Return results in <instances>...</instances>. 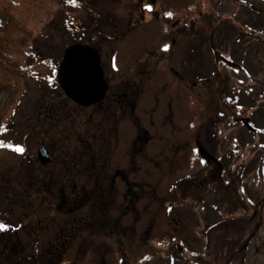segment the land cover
I'll list each match as a JSON object with an SVG mask.
<instances>
[{
	"label": "rangeland",
	"instance_id": "1",
	"mask_svg": "<svg viewBox=\"0 0 264 264\" xmlns=\"http://www.w3.org/2000/svg\"><path fill=\"white\" fill-rule=\"evenodd\" d=\"M1 24L0 264H264V0H0ZM77 43L110 109L60 87Z\"/></svg>",
	"mask_w": 264,
	"mask_h": 264
},
{
	"label": "water",
	"instance_id": "2",
	"mask_svg": "<svg viewBox=\"0 0 264 264\" xmlns=\"http://www.w3.org/2000/svg\"><path fill=\"white\" fill-rule=\"evenodd\" d=\"M57 77L65 94L85 106L101 100L109 87L104 79L98 49L81 43L74 44L65 51ZM39 158L44 165L51 161L45 146L41 147Z\"/></svg>",
	"mask_w": 264,
	"mask_h": 264
},
{
	"label": "trees",
	"instance_id": "3",
	"mask_svg": "<svg viewBox=\"0 0 264 264\" xmlns=\"http://www.w3.org/2000/svg\"><path fill=\"white\" fill-rule=\"evenodd\" d=\"M11 22H12V19H11ZM8 24V23H7ZM7 24H1V27H0V29H2L3 31H5V35H6V33H7V30L9 29V26L7 25ZM14 24H15V22H14ZM3 40V37L0 35V41H2ZM4 55V53L1 51L0 52V57H2ZM211 145H209L207 148H208V151L213 155V156H215V158H217V159H219L220 161L222 160L220 157H218L217 155H216V153L214 152V151H212L209 147H210ZM222 162V161H221ZM224 163V162H223ZM225 164V163H224ZM226 166V165H225ZM232 172V171H231ZM232 174H237L236 175V177H238L239 176V174L237 173V172H233ZM228 226H237L238 227V229H240V232L242 233H244V232H246L251 226L249 225V223H246V222H239L238 220H234V221H232L231 222V224H229V225H227V227ZM257 232V227H256V229L255 228H253V234H255ZM241 238H242V236H240ZM239 237V238H240ZM240 240V239H239ZM242 244V246L245 244H243V243H241ZM241 244H240V246H241ZM44 260H49V258H48V256L46 257V258H44ZM51 263V262H50Z\"/></svg>",
	"mask_w": 264,
	"mask_h": 264
},
{
	"label": "flooded vegetation",
	"instance_id": "4",
	"mask_svg": "<svg viewBox=\"0 0 264 264\" xmlns=\"http://www.w3.org/2000/svg\"><path fill=\"white\" fill-rule=\"evenodd\" d=\"M100 56H101V65L103 66V55H102V53L100 52ZM111 62L113 63V59H111ZM106 75H105V70H104V78L106 79V81L108 82V84H109V87H108V89H107V91H106V93H105V96L101 99L102 101H98L99 103H97V104H94L93 106H96V105H101V103L103 102V101H105V100H107V101H109L108 102V105H107V107L110 109L111 108V105H112V101H116L115 100V97L112 95V94H114V93H111V94H109L110 93V88H112V87H110V85H111V83L108 81V79L105 77ZM112 90V89H111ZM128 94V93H127ZM126 93H124L123 95L124 96H126L127 95ZM112 95V96H111ZM119 99V98H118ZM117 103H118V107L119 108H124V109H126V111H127V109H129V102L127 101V102H123L122 100H119V101H117ZM107 108V109H108ZM123 110V109H122Z\"/></svg>",
	"mask_w": 264,
	"mask_h": 264
},
{
	"label": "snow or ice",
	"instance_id": "5",
	"mask_svg": "<svg viewBox=\"0 0 264 264\" xmlns=\"http://www.w3.org/2000/svg\"><path fill=\"white\" fill-rule=\"evenodd\" d=\"M68 2L72 3L73 5L76 4V0H68ZM169 15H171V13H169ZM166 48H167V46H166ZM0 143H2V142H0ZM14 150L22 154L25 151V148L23 146H14ZM7 229H8V225L0 222V230H7Z\"/></svg>",
	"mask_w": 264,
	"mask_h": 264
}]
</instances>
